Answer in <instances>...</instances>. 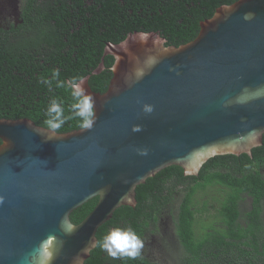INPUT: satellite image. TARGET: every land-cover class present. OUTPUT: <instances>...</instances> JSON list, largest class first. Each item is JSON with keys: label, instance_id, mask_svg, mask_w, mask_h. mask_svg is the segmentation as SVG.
Instances as JSON below:
<instances>
[{"label": "water", "instance_id": "water-1", "mask_svg": "<svg viewBox=\"0 0 264 264\" xmlns=\"http://www.w3.org/2000/svg\"><path fill=\"white\" fill-rule=\"evenodd\" d=\"M246 13L253 15L245 20ZM165 44L158 34L135 33L108 45L105 55L115 59L108 91L95 93L86 78L96 100L90 131L58 134L0 119V264H85L98 230L118 209L137 206L147 180L171 167L198 177L215 157L262 146L264 0L223 6L192 43ZM134 125L143 130L133 133ZM96 198L74 225L71 214Z\"/></svg>", "mask_w": 264, "mask_h": 264}, {"label": "trees", "instance_id": "trees-1", "mask_svg": "<svg viewBox=\"0 0 264 264\" xmlns=\"http://www.w3.org/2000/svg\"><path fill=\"white\" fill-rule=\"evenodd\" d=\"M238 1L22 0L21 23L0 27V119H27L50 130L44 123L50 101H62L65 116L70 115L72 103L70 92L56 87L53 70L59 69L63 80L90 77V88L104 95L115 64L113 56L105 55L108 45H119L130 35L143 32L160 35L166 47L185 46L199 36L201 23L212 19L221 7ZM102 65L104 70L93 75ZM43 80L51 81V85L42 83ZM80 130L77 118L66 122L56 133ZM262 169L264 137L262 146L253 149L251 155H227L209 160L198 177H186L178 167L168 168L137 188V206L118 209L112 220L98 230V242L115 227H131L140 240L159 233L164 203L181 193L174 221L176 240L183 251L180 264H264V239L245 236L259 229L261 222ZM214 186L227 189L217 210L218 218L226 222V227L201 234L196 226L202 222L198 216L202 211L197 210L196 197ZM242 196L253 201V210L248 214L253 224H249L248 232L237 222L242 215ZM97 203L96 198L74 211L71 222L82 223ZM85 264L154 263L140 250L135 258H113L97 245Z\"/></svg>", "mask_w": 264, "mask_h": 264}, {"label": "clouds", "instance_id": "clouds-1", "mask_svg": "<svg viewBox=\"0 0 264 264\" xmlns=\"http://www.w3.org/2000/svg\"><path fill=\"white\" fill-rule=\"evenodd\" d=\"M252 13H246L244 19L251 18ZM143 38L147 33H139ZM139 77V73L137 74ZM52 79L56 81V87L65 88L70 92L72 103L69 105L70 115L65 116L63 102L57 99H52L46 109L45 125L52 131L56 132L66 122L73 119H79V127L82 130H92L97 121L95 113V97L92 96L86 89V78L83 76L72 77L67 80L60 79L59 69L53 70ZM42 83L51 85V81L43 80ZM140 103V101H137ZM154 108L150 104L142 105L144 114H151ZM143 129L140 125H134L131 129L133 133L141 132ZM139 154H146V150H142ZM98 246L113 258L120 256H128L135 258L139 255V250L143 247V243L138 238L131 227L120 228L115 227L103 237L102 241L98 242Z\"/></svg>", "mask_w": 264, "mask_h": 264}, {"label": "flooded vegetation", "instance_id": "flooded-vegetation-1", "mask_svg": "<svg viewBox=\"0 0 264 264\" xmlns=\"http://www.w3.org/2000/svg\"><path fill=\"white\" fill-rule=\"evenodd\" d=\"M20 1L22 3V0ZM11 3H12L11 0H0V27L4 26L8 28L7 26L16 23L14 18L15 15L14 7H17L19 0H17V3L13 5L14 6L13 8L11 6ZM20 16H21V4H20ZM230 165L231 163L229 164V167ZM229 169L230 168H228V170ZM230 170L235 172L234 169H230ZM261 174L264 175V169L261 170ZM172 182L174 183V181ZM211 188L214 189L213 195H215V197L211 199L210 202L204 201L205 203L208 202L210 208H207L206 210H201L202 212H200V214L198 215L200 216V218H202L201 219L202 222L201 223L198 222L196 227H197V232L201 234H203L204 231L213 232L216 229H223L226 227V222L218 218L217 210L220 209V201L224 200V198L226 197L227 189L226 188L223 189L220 186H214ZM166 196L167 198H169V192L166 193ZM179 197H182L181 193L175 194L174 199L168 200L163 205L161 216L159 218L158 232H161L163 228L165 237L171 236L174 239H177L175 234V231L177 230L174 221H175V217L177 216L178 208L180 204ZM196 203H198V201ZM259 205L261 209V215H260L261 222L259 224V229H257L256 231H249V233L246 234L245 236L249 235L250 237H259L258 239L260 238L264 239V197L261 200H259ZM252 206H253V201L248 196H242L240 203V211L242 215L237 219V222L238 225L240 224V226L244 228L246 231L249 229V224H253V221L248 216V214L253 210ZM196 207L197 210L200 211L197 205ZM168 227L171 229H169ZM241 235L243 236V234ZM160 238L161 237L157 236V233L150 234L149 236L147 235L144 239L141 240V242L143 243V247L140 249V252L144 255L145 254L144 248L154 247L156 244L158 245Z\"/></svg>", "mask_w": 264, "mask_h": 264}, {"label": "rangeland", "instance_id": "rangeland-1", "mask_svg": "<svg viewBox=\"0 0 264 264\" xmlns=\"http://www.w3.org/2000/svg\"><path fill=\"white\" fill-rule=\"evenodd\" d=\"M20 4L21 1L19 0V3L17 5L19 11H20ZM14 18L16 21L15 15ZM213 194H214V189L211 188L208 189L206 192H201L196 197V202L198 201L196 205L200 210H204L205 207L210 208L208 202H210L211 199L215 197V195ZM204 201H208V202L205 203ZM157 236L161 237L159 239V244L158 245L156 244L154 247L144 248V253H145L144 256L148 257L150 261L153 262L154 264H180L183 258V251L182 248L180 247L179 242L176 239H173V237L171 236L165 237L163 228L161 232L157 233Z\"/></svg>", "mask_w": 264, "mask_h": 264}]
</instances>
